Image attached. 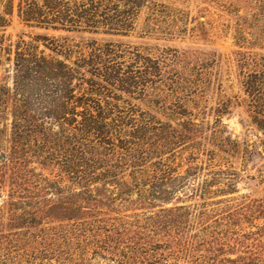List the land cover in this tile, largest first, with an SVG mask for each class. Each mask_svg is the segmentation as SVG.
<instances>
[{"label": "trees", "instance_id": "trees-1", "mask_svg": "<svg viewBox=\"0 0 264 264\" xmlns=\"http://www.w3.org/2000/svg\"><path fill=\"white\" fill-rule=\"evenodd\" d=\"M3 1L0 264H264V225L231 228L236 218H264V200L224 212V201L211 209L204 201L198 213L164 207L186 179L170 150L172 127L131 100L156 86L175 92L187 58L65 37L12 43L5 29L15 4ZM16 10L28 27L69 33L125 35L141 15L148 32H159L170 19L162 0H19ZM209 177L220 184L218 173ZM205 182L203 196L213 194ZM157 203L158 212L128 214Z\"/></svg>", "mask_w": 264, "mask_h": 264}, {"label": "rangeland", "instance_id": "rangeland-1", "mask_svg": "<svg viewBox=\"0 0 264 264\" xmlns=\"http://www.w3.org/2000/svg\"><path fill=\"white\" fill-rule=\"evenodd\" d=\"M9 1L4 0L3 5ZM13 1L15 12L5 29L12 43L37 36L65 37L70 43L97 41L153 56L166 51L187 58L183 67L176 68L179 77L173 76L178 78L175 92L156 86V90L149 89L147 97L131 100L172 127L171 133H166L174 142L170 150L178 158L177 175L186 179L184 188L177 190L165 208L184 206L198 213L197 207L204 201H211L208 209L224 201L218 207L224 212L246 199L264 200V0H162L170 19L159 32H148L146 16L141 15L134 30L125 35L28 27L17 16L19 0ZM40 49L50 53L44 42H40ZM248 84L255 87V97ZM164 107L173 112L159 110ZM212 172L220 175V184L210 181ZM206 180L213 194L203 196ZM225 184H234L235 190H228ZM161 205L147 210L129 207L128 214L158 212ZM262 225L264 218L250 222L236 218L231 228L241 234L257 232Z\"/></svg>", "mask_w": 264, "mask_h": 264}]
</instances>
